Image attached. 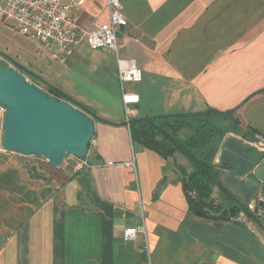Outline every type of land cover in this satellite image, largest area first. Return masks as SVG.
I'll return each instance as SVG.
<instances>
[{
	"label": "crops",
	"instance_id": "crops-1",
	"mask_svg": "<svg viewBox=\"0 0 264 264\" xmlns=\"http://www.w3.org/2000/svg\"><path fill=\"white\" fill-rule=\"evenodd\" d=\"M121 2V56L143 69L126 85L140 96L131 118L236 109V135L264 137V0ZM77 14L83 28L109 19L106 0H84ZM49 60L37 73L101 120L85 159L53 166L3 147L0 104V264H264L244 222L191 209L174 157L132 140L112 50L82 41L65 63ZM140 202L147 233L128 240Z\"/></svg>",
	"mask_w": 264,
	"mask_h": 264
},
{
	"label": "water",
	"instance_id": "water-1",
	"mask_svg": "<svg viewBox=\"0 0 264 264\" xmlns=\"http://www.w3.org/2000/svg\"><path fill=\"white\" fill-rule=\"evenodd\" d=\"M0 104L6 108L2 140L6 150L42 156L53 166L62 165L71 155L83 158L88 154L95 119L1 64ZM250 147L231 135L224 139L217 157V163L223 165L224 183L246 204L264 189L263 154L252 155Z\"/></svg>",
	"mask_w": 264,
	"mask_h": 264
},
{
	"label": "built area",
	"instance_id": "built-area-1",
	"mask_svg": "<svg viewBox=\"0 0 264 264\" xmlns=\"http://www.w3.org/2000/svg\"><path fill=\"white\" fill-rule=\"evenodd\" d=\"M83 4L84 0H0V12L10 19L18 31L39 40L50 57L60 63H65L82 41H86L92 49L112 50L117 57V78L127 111L126 120L130 125V104L138 102L140 96L126 89V85L140 82L143 78V69L135 58L121 56L118 32L128 23L122 2L106 0L108 21H96L91 28H83L78 24L77 9ZM0 64L16 69L12 60L1 52ZM248 144L258 153H262L264 158L263 136H258ZM247 206L248 211L242 210L232 215L230 220L244 222L264 245V189L261 188L256 198ZM139 216V223L124 228L123 234L126 239L136 241L146 235V212L142 202Z\"/></svg>",
	"mask_w": 264,
	"mask_h": 264
},
{
	"label": "trees",
	"instance_id": "trees-1",
	"mask_svg": "<svg viewBox=\"0 0 264 264\" xmlns=\"http://www.w3.org/2000/svg\"><path fill=\"white\" fill-rule=\"evenodd\" d=\"M20 67L31 75V82L49 95L68 101L95 120H101L91 108L73 98L60 86L49 82L27 66ZM235 110L221 111L209 107L197 112L133 117L129 121L133 141L158 152L164 158L179 152L188 160L190 169L183 165H179L178 169L189 205L191 209L217 220H230L232 215L242 210L248 211L247 204L225 185L223 165L213 162L217 140H221L229 129L236 133L239 131L240 120ZM216 119L230 120L231 127L225 129L217 125ZM184 131L187 133L183 136ZM216 188L218 194L214 196Z\"/></svg>",
	"mask_w": 264,
	"mask_h": 264
},
{
	"label": "rangeland",
	"instance_id": "rangeland-1",
	"mask_svg": "<svg viewBox=\"0 0 264 264\" xmlns=\"http://www.w3.org/2000/svg\"><path fill=\"white\" fill-rule=\"evenodd\" d=\"M0 52L5 54L7 57H9L12 60L16 70H18L30 81L32 80L31 75L23 71L20 65L27 66L30 69L37 72L38 71L37 68H34L36 64H42L43 60L51 61L49 60L50 59L49 52L43 49V46L39 40L18 31L11 23L10 19L4 17L1 12H0ZM20 70L23 71L24 73H22ZM73 106L77 107L76 105ZM215 123L225 129L227 127H231L230 120L216 119ZM186 133L187 132L184 131L182 135L184 136L186 135ZM231 135L237 136L236 132L232 131V129H229L221 140L219 139L217 140L218 146L213 158V162L217 161L219 150L222 146L224 139ZM70 157H73L75 160L80 161L82 159H85L87 156L82 159L78 158L75 155H71ZM171 157H174V163L178 171H179L178 169L179 165H183L188 169L191 168L188 160L183 155H181V153L177 152L174 156Z\"/></svg>",
	"mask_w": 264,
	"mask_h": 264
}]
</instances>
